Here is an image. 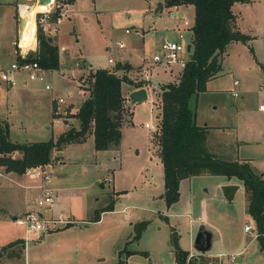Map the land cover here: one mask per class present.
I'll list each match as a JSON object with an SVG mask.
<instances>
[{"label":"rangeland","instance_id":"rangeland-1","mask_svg":"<svg viewBox=\"0 0 264 264\" xmlns=\"http://www.w3.org/2000/svg\"><path fill=\"white\" fill-rule=\"evenodd\" d=\"M159 1L162 0H79L74 7L78 12L71 15L69 11L65 12L62 23L57 25L58 38L69 55L79 52L88 63H83L80 58L68 62L65 58L69 57L59 54L58 67L46 71L43 80L30 81L27 75L20 73L16 74L14 86L5 83L0 86V120L8 122L9 138L18 143L56 139L63 130L78 127L72 116L83 101L78 91L80 78L89 82L92 71L89 72L91 66L88 64L94 67L93 71L103 69L109 64V58L114 61L109 68L115 69L125 60L139 64L137 69L128 71V75L144 82L143 87L149 91L147 101L131 105L132 124L124 128L121 147L116 154L96 151L91 138L83 144L65 147L60 161L58 151L53 152L57 206L52 214L55 217L63 214L77 224L69 223L42 233L40 238L25 239L20 214L34 198L25 188L28 179L23 174L15 175L17 184L0 175V208L7 211H3L6 216L0 218V246L22 240L0 248V264H118L119 261L122 264H176L171 255L172 236L179 237L180 246L189 248L200 226L195 222L192 225L194 233L190 236L188 218H175L172 214L179 204L180 209L184 208L185 203L191 216L196 218L200 214L204 217L203 225L214 232L211 251L204 253L205 260L218 264L215 257L208 256L219 250L223 253L220 264H264V248L254 236L257 231L249 215L245 190L239 189L231 200H227L220 191L218 176L204 174L193 178L192 186H183L180 202L175 207L169 206V218L164 216L162 219L157 213L166 212L168 206L161 196L164 175L161 161L155 154L158 144L154 147L149 140L152 135L156 141V136L154 133L149 135L147 130L150 132L153 123L159 125L161 85L175 80L180 72L178 64L168 67L158 62L164 60L159 47L165 38H171L169 35L185 47L190 40V31L183 26V21L168 18L166 8L154 19L153 9ZM18 2L25 0H0V59L7 66L16 61L11 53V42L18 41L16 29L20 23L13 19L19 15ZM26 2L33 5L36 0ZM180 11L193 25L194 5H181ZM176 25L182 29L179 39L171 32ZM142 27L144 37H135L133 31L142 32ZM127 28L129 34L125 32ZM121 42L125 45L123 49H119ZM135 42L140 45H133ZM257 43L259 56L264 58V38ZM227 51L220 74L207 82L205 91L192 96L188 105L199 124L233 126L227 132L214 134L219 137L216 139L234 142L237 134L240 140L248 141L238 151L234 150L237 151L235 155L251 157L252 169L263 173L264 144L258 143L256 133L264 132V113H258L254 108L262 98L260 90L264 87V74L260 68L241 67L240 57L244 59L246 53L249 54L247 50L246 53L243 51L241 43L229 44ZM182 53L188 55L186 50ZM147 59L158 63L150 64ZM77 62L80 66H76ZM117 73L123 75L125 72ZM234 79L239 82L238 86H233ZM46 85L50 89H46ZM242 88L245 90L240 91ZM230 89L239 91L240 95H231ZM56 98H63V107H70L65 114L69 119L66 126L62 119L55 122L53 106ZM242 103L250 111L248 116L239 111L236 114ZM249 127L252 130L247 136ZM14 155L17 157L18 154ZM229 156L230 159L233 157L232 154ZM111 202L113 211L105 212L100 220L92 222L96 211ZM90 205L95 208L92 212L88 209ZM13 213L19 216L17 220L12 219ZM141 224H145L143 229ZM245 224L253 225L254 231L245 232ZM130 251L133 253L128 256ZM194 253L199 252L194 250ZM229 255H235L234 261L228 259Z\"/></svg>","mask_w":264,"mask_h":264},{"label":"trees","instance_id":"trees-1","mask_svg":"<svg viewBox=\"0 0 264 264\" xmlns=\"http://www.w3.org/2000/svg\"><path fill=\"white\" fill-rule=\"evenodd\" d=\"M166 5H194V22L189 27V58L179 72L176 80L161 85V111L158 133V156L161 159L164 175V194L166 206L179 201V185L182 179L209 174L220 175L227 180H238L245 190L247 208L256 227V238L264 248V178L255 172L245 161H226L213 157L206 149V126L195 122L196 114L188 101L192 96L206 90L207 82L221 71V58L226 47L233 41L246 43L250 37L241 34L235 28V16L231 7L243 0H165ZM56 17L53 14L52 19ZM38 42L37 54L27 55V60H36L46 70L58 67L59 56L56 44L49 42L42 27L36 31ZM251 50V49H250ZM118 64L116 69H124ZM90 95L85 98L73 114L78 127L61 132L56 139L40 142H13L9 138L10 128L7 121L0 120V166L5 171L22 175L29 166L46 163L53 152L63 149L68 144L79 143L88 135L93 136L94 148L106 151L117 148L120 144L121 128L129 113L123 103L125 100L123 84L133 89L143 87L144 82L136 81L125 74L119 75L106 69L90 72ZM19 157H12V153ZM112 210V202L106 208L96 211L92 219L98 221L100 213ZM143 225L141 227L143 229ZM68 226V225H67ZM14 242L6 247L12 246ZM174 261L176 264H208L210 261L201 257L200 261L186 262L188 251L178 244V237L172 236ZM4 247V248H6ZM133 252H128V256ZM118 264H122L120 261Z\"/></svg>","mask_w":264,"mask_h":264},{"label":"crops","instance_id":"crops-1","mask_svg":"<svg viewBox=\"0 0 264 264\" xmlns=\"http://www.w3.org/2000/svg\"><path fill=\"white\" fill-rule=\"evenodd\" d=\"M77 2H79V0H77V1H75V2H73L71 5H70V10H69V12H70V15L71 14H73L74 12H78V11H76V8H74L75 6H76V3ZM159 3H161L162 4V9H160L159 8V6H158V4ZM23 4H25V5H28V2H26V0H25V2H18L17 4H16V7L17 6H19V15H18V18H14V16H13V19L15 20V22L16 23H20L19 21H20V18H21V14H20V10H21V8L23 7ZM33 5H36V3H34ZM181 5H186V4H180L179 5V9H178V11L182 14V17H184V13L182 12V11H180V6ZM30 6V5H29ZM166 8V1L165 0H162V1H159L157 4H156V6H155V8L153 9V15H154V19L155 18H157V16H158V14H160V13H162L163 11H164V9ZM23 10H24V7H23ZM23 10H22V12H23ZM39 10V9H38ZM37 10V11H38ZM231 10H232V13H233V15L235 16V28H236V30H238L241 34H244V35H248L249 37H250V39L248 40V41H246V43H243V42H240V41H233V42H231V43H229V44H232V43H241V45H242V49H243V51H245V53L248 51L249 52V54L248 53H246V57L243 59L242 57H240L241 58V60L240 61H242V63H241V67H243V68H246V69H250V70H252L254 67H256V68H260L261 70H262V73L264 74V58H262V57H260L259 55V50H257V44L259 45V43H257V42H259V40L261 39H263L264 38V0H243V1H239V2H235L233 5H232V7H231ZM123 14V13H122ZM79 14L78 13H76V16H78ZM142 19V18H141ZM171 19V18H170ZM185 19V18H184ZM69 20H70V18H69ZM143 20V19H142ZM174 21H176V20H179V21H181L180 19H173ZM34 22V21H33ZM62 23V22H61ZM190 24V23H189ZM20 25H21V23H20ZM20 25H19V29L17 28L16 29V33L18 34V36H19V34L21 33V31H20ZM183 26H184V24H183ZM58 27V26H57ZM176 27H177V25H176ZM174 28V29H172V33H173V35L174 36H176V38H180V33L182 32L181 30V28L178 26L177 28ZM186 27V29H188L189 31H190V29H189V26H188V28H187V26H185ZM31 28L33 29L34 28V24L31 26ZM140 28V27H139ZM27 29L28 28H24L23 29V31L24 32H27ZM141 29V28H140ZM181 29V30H180ZM184 30V29H183ZM142 32H143V34H144V31H143V27H142ZM59 34V29L57 28L55 31H54V33H51V34H48L47 36H48V39L50 38L51 39V41L49 40V42H51V43H53V44H56L57 45V47H58V55L59 54H63L64 56H66V57H69V59L68 58H65V61L66 60H68V62L70 61H72L73 59H75V58H80L81 60H82V62L83 63H88V61L86 60V58H84V56L82 55V54H80L79 52L78 53H74L72 56L71 55H69V53L66 51V49L64 48V45H63V43L60 41V39L58 38V35ZM191 36V35H190ZM125 37H127V39H129V37L128 36H125ZM143 37H144V35H143ZM169 37H171V38H174L173 36H170L169 35ZM261 37V38H260ZM190 39V38H189ZM35 40V44H34V46H32L29 50H28V55L29 54H32V55H35V54H37V51H38V42H37V40H36V38L34 39ZM190 41V40H189ZM14 42H16V41H12L11 42V45L13 46V49H12V51H11V53H13V55H14V59H18V49L16 48V45L14 44ZM257 43V44H256ZM188 44H189V42H188ZM133 45H136V46H139L140 44L139 43H134ZM125 46V45H124ZM229 46V45H228ZM228 46L226 47V49H225V52L223 53V55H222V58H221V68H222V61L224 60V57L227 55V48H228ZM260 46V45H259ZM64 48V51H61V48ZM124 48V47H123ZM123 48H119V49H123ZM141 48H142V46L141 47H139V49L141 50ZM107 49V48H106ZM251 49V50H250ZM247 50V51H246ZM71 57V58H70ZM72 59V60H71ZM246 61V62H245ZM107 63H108V60H107ZM121 66H124V65H127V66H125V68L124 69H118V71L119 72H125L126 73V75L127 76H129L128 75V71H130V70H133V69H137L140 65L139 64H133V63H130L128 60H125L124 62H120L119 63ZM4 66H7L6 64H3V62H2V60L0 59V67H4ZM88 66L90 67L91 66V69L89 70V72L90 71H93V69H94V67H92V65L90 64H88ZM103 69H109V64H107V65H105L104 67H103ZM115 69H116V67H115ZM117 70V69H116ZM222 70V69H221ZM49 71H51V70H49ZM221 72V71H220ZM220 72L218 73V74H220ZM124 73V74H125ZM217 74V75H218ZM216 75V76H217ZM178 76V75H177ZM216 76H214V77H216ZM214 77H212V78H214ZM176 80V79H175ZM211 80V79H210ZM209 80V81H210ZM237 79H234L233 80V86H238L239 85V82L237 83V84H234V81H236ZM22 81H25L24 79L22 80ZM174 81V80H173ZM173 81H169V82H173ZM168 83V82H167ZM163 84H165V83H163ZM3 85V84H2ZM2 85H0V86H2ZM8 86V85H7ZM14 86V85H13ZM123 89H125L127 92H125V97L126 96H129V94L133 91V90H135V89H133L132 88V86L131 85H128V84H126L125 83V86L123 87ZM243 90H245V89H243L242 88V90H240V91H243ZM232 91H237V90H235V89H230V90H228V92L229 93H231V95H232ZM238 92V95H240L239 94V91H237ZM201 93V92H200ZM199 93V94H200ZM260 94H262V98H260L259 100H258V102H256L257 104H255V108H254V111H257L258 113H264V110H259V105L261 104V101L264 99V93L260 90ZM236 97V96H235ZM148 98H149V91H147V99L145 100V101H147L148 100ZM84 100V99H83ZM145 101H143V102H145ZM140 104H143V103H140ZM140 104H136V103H133L129 98H127L126 99V102H124V107H125V109L127 108L128 109V113H129V115H127L126 116V118H125V120H124V122H123V126H122V128H121V138H120V144H119V146L117 147V148H114V149H110V150H106V152H108V153H112V154H116V152H118L119 151V149H120V147H121V139H122V132H123V130H124V128L126 127V126H128V125H131L132 124V116H133V109H132V106L131 105H140ZM68 108H70V107H68ZM71 109H73V108H71ZM77 109H78V107H77ZM126 109V110H127ZM252 109V108H251ZM74 110V109H73ZM238 111L239 112H244V114L246 115V116H248V113H250V111L248 110L247 111V107L245 106V104H240V107L239 108H237V110H236V114H238ZM72 113V112H71ZM67 122L68 121H66L64 124H65V126L67 125ZM195 122H196V117H195ZM197 124L198 125H200V126H206L207 127V130H206V142H205V144H206V149H207V151L213 156V157H218V158H221V159H223V160H226V161H232V160H236V161H245V162H248L249 164H251V162H249L250 161V158L251 157H244V158H239V157H237L235 154H237V151H238V149L241 147V145H243V144H247V142L248 141H242V140H240L239 138H238V136H237V134H236V137H235V140H234V142L232 141V142H227V141H225L224 139H222V140H224V141H222V140H219V139H216V138H219V137H215V135L214 134H216V133H218V134H220L221 132H227V130H231L230 128H233V126L232 127H229V128H226V127H223V126H219V125H214V126H210V125H208V124H199L198 122H197ZM152 125V124H151ZM248 130H250V132H249V134L247 135V136H249L250 134H251V130H252V127H249L248 128ZM62 132H64V130L62 131ZM147 133L149 134V135H151L152 134V132L150 131V132H148V130H147ZM257 134V136L259 137L258 138V143H262V144H264V132H259V133H256ZM153 136L151 135V137L149 136V140L150 141H152V144H153V146L155 147H157V144H158V142H156V141H154L153 140V138H152ZM88 138H91L92 140H91V143H93V136H91V135H88L86 138H85V140L86 139H88ZM226 138V137H225ZM85 140H83L82 142H79V143H77V142H75L74 144H83L84 142H85ZM242 141V142H241ZM254 141H256L257 142V140H254ZM73 143L72 144H68V145H66V146H64L63 147V149L62 150H60V151H58L57 152V157H58V159H59V161L60 160H62V158L64 157L63 156V152H64V148L65 147H67V146H69V145H74ZM93 145H94V143H93ZM263 147H264V145H262ZM159 147V146H158ZM220 148V150H217V149H219ZM234 150H237V151H234ZM97 151V150H96ZM230 151H232V152H230ZM100 152V151H99ZM104 152V151H103ZM14 154H18L17 155V157H19L20 155H19V153H12V157H16V155H14ZM155 154L157 155V157L159 158V156H158V148L157 149H155ZM230 154H232V158L230 159ZM115 158H116V156H114ZM160 159V158H159ZM160 161H161V159H160ZM162 164V163H161ZM261 173V172H260ZM262 175H263V178H264V172L263 173H261ZM0 175H4V177L6 178H8V179H11V180H13L15 183H19L18 182V180H16V178H15V175H17L16 173H14V172H9V171H5V168L3 167V166H0ZM201 175H204V174H201ZM205 175H209V174H205ZM198 176H200V175H198ZM198 176H194V177H189V178H184V179H182L181 180V182H180V185H179V192L181 193V196H182V192H181V190H182V188H183V186H186L187 184L188 185H191L192 186V182H194L193 181V178H195V177H198ZM215 176H218L219 177V185H220V191H221V186L222 185H225V184H238L239 185V187H238V189L236 190V193L238 192V190L239 189H243V185L238 181V180H235V179H233V180H227V178L226 177H224V176H220V175H215ZM215 176H213V177H215ZM244 190V189H243ZM163 192H164V187H163ZM162 192V200H163V202H165V200H164V198H163V193ZM222 192V191H221ZM236 193H235V195H236ZM181 196H180V199H179V201H177L176 203H174V204H172V207H175L179 202H180V200H181ZM96 201V200H95ZM95 201H94V203H95ZM94 203H92L93 205H94ZM165 204V203H164ZM93 205H90L89 206V208L88 209H90V211L92 212V211H94V206ZM166 206V205H165ZM167 207V206H166ZM167 209V211L166 212H162V211H158L157 213H158V215L163 219L164 218V216L165 217H167V218H169V216L168 215H171V214H169L168 212H169V207H167L166 208ZM176 210L175 211H173V212H175V213H172L173 215H174V217L175 218H182L183 216H185V217H187L188 218V222H189V225H188V227H189V235L191 236L193 233H194V228H192V225L195 223V222H198V224H204L203 223V221H204V217H202V216H200V214L196 217V218H193L192 216H191V213H190V211L189 210H187L188 209V206H187V204L185 203V206H184V208H182L181 207V209H180V204H179V206H177L176 208H175ZM182 209H184V210H182ZM3 211L4 212H7L5 209H2V208H0V218H4L6 215H4V213H3ZM113 211V210H112ZM112 211H110V212H112ZM105 212H108V211H104V212H102V213H100V218H101V216L103 215V214H105ZM121 212H124V209H122L121 210ZM172 212V211H171ZM24 213V212H23ZM23 213H21L20 214V217L22 216V214ZM11 215V214H10ZM13 216H12V219L13 220H17L18 219V215L17 214H12ZM100 220V219H99ZM91 222V221H90ZM74 224H77V223H74ZM204 227H206L205 225H203ZM208 230H209V228L208 227H206ZM199 229V228H198ZM197 229V230H198ZM178 239H179V237H178ZM213 239H214V232H212V240H211V244H212V242H213ZM20 241H22V240H16V241H12V242H14V244L15 243H19ZM12 242H10V243H12ZM9 244V243H8ZM13 244V245H14ZM192 244H193V238H192ZM191 244V246L189 247V248H185L183 245H181V247H182V249H185V250H187L188 252H194V244L192 245ZM213 245V244H212ZM7 245H5V246H0V248L2 247V248H4V247H6ZM7 248V247H6ZM196 251V250H195ZM211 251V250H210ZM174 253H173V246L171 247V255H172V259H173V261H174V255H173ZM218 254H223V253H221V252H219V250L218 251H213V252H211V254H210V256L212 255L213 257H215V256H217ZM216 258V257H215ZM175 262V261H174ZM176 263V262H175Z\"/></svg>","mask_w":264,"mask_h":264},{"label":"built area","instance_id":"built-area-1","mask_svg":"<svg viewBox=\"0 0 264 264\" xmlns=\"http://www.w3.org/2000/svg\"><path fill=\"white\" fill-rule=\"evenodd\" d=\"M77 0H51L50 9L47 11H42L41 13H36L34 17V39L36 38V31L38 25H40L45 33V35L54 33L57 29V25L62 21L61 19L65 16V12L67 13L70 9V5ZM38 0H36V3ZM179 5L175 3L174 5L168 6L166 5L167 17L171 19H180L183 21L184 26H191L187 20L182 17V14L178 11ZM53 14H56V17L52 20ZM23 32V31H22ZM127 34L130 33V30L127 28L125 30ZM135 37H143V33L140 30L133 31ZM22 34L20 33L18 36V41L14 42L16 47L18 48V59L15 62L10 63L8 66L0 67V85L6 84L8 86H13L16 84V74L24 73L27 75L30 81H38L43 80L45 78L46 69L42 68L38 61L36 60H27L28 50L31 46L23 47L21 46ZM129 37V36H128ZM130 38V37H129ZM120 48L124 47V43L121 42L119 44ZM160 51L163 53L164 60H159L158 62L162 63L165 66L170 67L171 65L179 66V70L185 67L188 58H189V45L185 47V45L181 44L178 40H174L172 38H165L160 44ZM187 51L188 55H184L182 52ZM61 51H64V48H61ZM143 54V53H142ZM150 64H157L156 60H146ZM109 64H113L114 61L112 58L108 59ZM143 64L146 63L143 61ZM76 66H80V63L77 62ZM113 67V66H112ZM111 72H116L118 70L114 68H109ZM146 78V77H145ZM238 81H234V84H237ZM46 89H50L49 85L45 86ZM145 89H147L145 87ZM79 94L83 99L87 98L90 95V83L86 82L82 77L80 78L78 85ZM148 91V89H147ZM262 92L264 93V87L262 88ZM233 96H238L237 91H232ZM65 103L63 98H56L55 105L53 106V115L55 116V122H59L60 119L63 120V123L69 121V119L65 118L66 110L68 107H63ZM259 110H264V99L261 101L259 105ZM159 125L152 124L150 126V131L154 134L158 133ZM51 155L50 159L46 163H41L36 166L27 167L23 175L28 179V184H26L25 188L30 190L33 194V199L29 200L26 206V210L20 217V224L22 225L25 232V239L27 238H40L42 233L51 232L54 229L60 228L69 223H76L73 218L65 216L63 214H59V216H53V212L57 206V191L53 187L54 177L56 174V160ZM108 182H110V178H107ZM254 227L250 224H245L244 231L247 233H252ZM257 236V234H254ZM204 253H194L189 252L186 262L189 260L200 261L201 257H204ZM221 256L223 254H218L216 257L218 264H220ZM213 257V256H208ZM228 259L230 261H234L235 255H229ZM208 264H212L209 262Z\"/></svg>","mask_w":264,"mask_h":264},{"label":"water","instance_id":"water-1","mask_svg":"<svg viewBox=\"0 0 264 264\" xmlns=\"http://www.w3.org/2000/svg\"><path fill=\"white\" fill-rule=\"evenodd\" d=\"M51 0H38V3L40 4H50ZM29 6V5H28ZM31 6V5H30ZM159 8L162 9V4L159 3L158 4ZM25 20L23 18V16H21L20 18V31H23V27L25 25ZM49 40L51 41V39L49 38ZM128 98L136 104H140L143 103V101H145L147 99V89H145V87L143 88H138L133 90ZM239 185L238 184H225L221 186V191H222V195L224 198H226L227 200H231L233 198V196L236 193V190L238 189ZM211 240H212V232L210 230H208L206 227H204L203 225L199 226V229L197 231V233L195 234V237L193 239V244H194V249L196 251H198L199 253H206L209 250H211L212 244H211Z\"/></svg>","mask_w":264,"mask_h":264},{"label":"bare ground","instance_id":"bare-ground-1","mask_svg":"<svg viewBox=\"0 0 264 264\" xmlns=\"http://www.w3.org/2000/svg\"><path fill=\"white\" fill-rule=\"evenodd\" d=\"M50 5L51 4H40V3H36V5H25L23 4V7L20 10V14L21 16H23L24 20H25V25L23 27L24 28H28L27 32H21L22 37H20L21 40V46L23 47H27V46H34L33 44H35V40H34V30H35V26L32 29L31 26L33 24H35L34 21V17L36 15L37 12H42V11H47L50 9ZM39 9V10H38ZM23 10V12H22ZM38 10V11H37Z\"/></svg>","mask_w":264,"mask_h":264}]
</instances>
